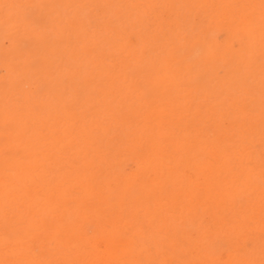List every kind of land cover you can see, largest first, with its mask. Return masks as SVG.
I'll return each mask as SVG.
<instances>
[{"label":"rangeland","instance_id":"374dc122","mask_svg":"<svg viewBox=\"0 0 264 264\" xmlns=\"http://www.w3.org/2000/svg\"><path fill=\"white\" fill-rule=\"evenodd\" d=\"M0 264H264V0H0Z\"/></svg>","mask_w":264,"mask_h":264},{"label":"bare ground","instance_id":"6f19581e","mask_svg":"<svg viewBox=\"0 0 264 264\" xmlns=\"http://www.w3.org/2000/svg\"><path fill=\"white\" fill-rule=\"evenodd\" d=\"M252 39V38H251ZM12 112V111H11ZM2 120V119H1ZM26 140V139H25ZM24 153V152H23ZM144 154V153H143ZM146 157V156H145ZM148 157V156H147ZM14 166V165H13ZM140 172V171H139ZM132 173V172H131ZM144 174V173H143ZM139 175V174H138ZM143 176V175H142ZM234 178V177H233ZM149 179V177H148ZM157 180V179H156ZM11 189V188H10ZM4 190V189H2ZM162 190V189H161ZM35 200V199H34ZM186 212V211H185ZM190 212V211H189ZM157 213V212H156ZM154 214V213H153ZM172 218V217H171ZM174 218V217H173ZM176 218V217H175ZM114 225V224H113ZM112 223L107 222V221H102L100 224V236L98 235H93L91 238L85 242L90 253H91V260H101L102 262H109L113 260V254L111 250V245L109 244L110 242L106 241L104 238V235L106 232L114 229V226ZM104 233V234H103ZM124 234V233H123ZM125 235V234H124ZM155 235V234H154ZM126 240V239H124ZM189 241V240H188ZM191 245V243H190ZM12 246V245H11ZM116 248V247H114ZM199 248V247H198ZM25 250V249H24ZM9 253V255H7ZM4 254L7 256L12 257V247L7 248L4 250ZM143 255V254H142ZM141 255V256H142ZM204 256V255H203ZM206 256V255H205ZM227 263V262H226Z\"/></svg>","mask_w":264,"mask_h":264}]
</instances>
